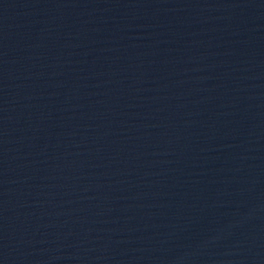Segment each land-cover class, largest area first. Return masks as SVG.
I'll return each instance as SVG.
<instances>
[{
  "label": "water",
  "instance_id": "95a60500",
  "mask_svg": "<svg viewBox=\"0 0 264 264\" xmlns=\"http://www.w3.org/2000/svg\"><path fill=\"white\" fill-rule=\"evenodd\" d=\"M0 264H264V0H0Z\"/></svg>",
  "mask_w": 264,
  "mask_h": 264
}]
</instances>
